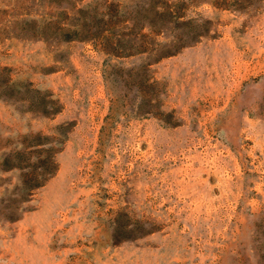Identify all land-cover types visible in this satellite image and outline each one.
Instances as JSON below:
<instances>
[{
  "label": "rangeland",
  "instance_id": "374dc122",
  "mask_svg": "<svg viewBox=\"0 0 264 264\" xmlns=\"http://www.w3.org/2000/svg\"><path fill=\"white\" fill-rule=\"evenodd\" d=\"M0 264H264V0H0Z\"/></svg>",
  "mask_w": 264,
  "mask_h": 264
}]
</instances>
